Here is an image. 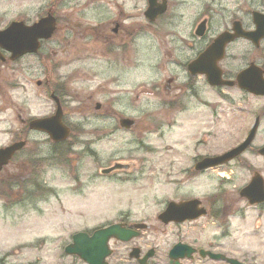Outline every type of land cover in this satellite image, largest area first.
Masks as SVG:
<instances>
[{
  "label": "flooded vegetation",
  "instance_id": "1",
  "mask_svg": "<svg viewBox=\"0 0 264 264\" xmlns=\"http://www.w3.org/2000/svg\"><path fill=\"white\" fill-rule=\"evenodd\" d=\"M37 10L33 18L0 28L13 23L31 28L47 16L54 22L51 38L38 41L34 53L13 61L0 48V85L3 81L4 87L25 95L30 82L23 73L31 67L17 64L32 61L34 92L48 105L36 113L24 105L6 116L15 104L0 86V151L19 145L0 170V208L5 215L35 217L30 227L35 233L46 232V218H52L48 233L53 235L22 240L15 244L19 250L9 251L0 264H26L25 256L17 259L30 248L36 256L28 264H86L67 251L73 237L85 235L86 251L93 233L111 226L135 235L124 242L110 238L106 248L97 245L92 255L101 264H260L225 242L236 231L234 223L242 227L250 214L264 219V141L256 144L264 135V38H236L224 46L219 60L211 47L235 29L255 32L252 15H264V0L252 8L241 1L232 9L225 0H50L46 10ZM259 29L264 31V21ZM236 44L245 46L244 62L246 55L252 57L234 70L230 61ZM139 53L152 64H141ZM16 66L23 73L13 82L3 73ZM95 68L102 95L96 112H70L73 101L82 107L91 98L83 95V87ZM10 72L15 77L17 70ZM2 99L7 104L3 110ZM251 101L259 106L252 108ZM75 113L81 115L79 123L71 118ZM98 142L110 149L93 163L90 179L112 185L145 180L149 190L160 186L163 206L157 224L130 220L128 211L117 210L113 221L73 229L71 203L80 180L75 149L90 156ZM170 205L178 209L168 215L180 221L160 223L158 216ZM13 227L8 228L13 235L25 231ZM160 227L177 229L164 256L146 240ZM47 243L56 250H42ZM178 244L185 248L170 259Z\"/></svg>",
  "mask_w": 264,
  "mask_h": 264
},
{
  "label": "rangeland",
  "instance_id": "2",
  "mask_svg": "<svg viewBox=\"0 0 264 264\" xmlns=\"http://www.w3.org/2000/svg\"><path fill=\"white\" fill-rule=\"evenodd\" d=\"M49 1L50 0H0V28L5 27L12 21H18L25 16L33 18L37 13H40L37 10L39 7L43 11L46 10ZM241 1L249 3L250 7L252 8L257 7L261 0H225V2H227L229 5V9L236 7ZM47 47L54 48V44H49ZM140 48L141 47L139 46V49ZM244 49L245 46L240 44L234 45L231 49L232 58L230 65L233 66L234 70L241 68L242 64L244 65L246 63V59L252 57L251 55H246L244 62L241 57V53L244 51ZM139 54L138 60H140L141 64H152V62L148 63L145 61V57L142 55V53ZM90 59L98 62L99 58L90 57ZM17 65L30 66L31 72L23 73L17 69L18 67L16 66L14 69H12L17 70V72L14 74L15 77H13L12 73L10 72L12 70L3 73L4 77H8V80H13V82H15L16 79L19 81L18 78H20L22 76L21 74L23 73L26 75L30 83L28 86H25L26 94L24 95L20 89L12 90L11 88L4 87L5 82L2 81L3 85L0 86L5 90V92H9V96L15 104L12 109L10 108L9 110L5 111L4 114L8 116L11 112H16L18 108H23L25 106V108L30 109V113L45 112L46 108L48 107L46 101L40 97H37L34 92V81L37 79V73H34V62L27 60L20 62ZM90 65H92V62H90ZM94 65L96 66V64ZM28 75H32L33 77L29 78ZM92 75L95 78H92ZM90 80L91 81L86 83L83 87V95L86 96L89 94L91 98L88 102L85 100V105L82 107H79V105L73 101V103L70 104V108L72 109L70 112H76L75 109L78 108H80V111L84 110V112H96L94 110V105L100 102L102 96L98 93L100 74L98 73L97 68L93 69V72H91ZM111 88L114 89L113 86H111ZM233 96H236V94H233ZM25 98H28V100L24 104L23 101ZM1 104V110L7 108V104L5 101H3V99L1 100ZM250 106L252 108H256L259 106V104L257 102L251 101ZM71 118L75 123H79L81 121V115H77L76 113L72 115ZM172 137L173 136L170 138ZM263 141L264 135L258 138L256 144H261ZM175 144H177L176 141ZM109 149L110 147L107 143L100 145L99 142L96 143V145L91 149L92 152L90 156H84L82 151L75 149V154H80V159H75L78 162L77 173L79 174L78 176L80 180L79 184H74V191L76 190L77 192L73 193L74 195L72 197V203L71 200H67L66 202V206H69L71 203V207L74 209L73 215L69 218L71 221H74L73 229L77 228L78 225L94 226L101 225L103 222H110V220L113 221L118 218V216L114 215L117 210H122L124 212L128 211L130 213V220H145L154 226L157 224L156 214H158V212L161 210V207L163 206L162 195H160L162 194L163 190H160V186L157 188L155 187L154 190H149L147 189L145 180L134 181L137 183V185H130L129 183L128 185L124 183L112 185L90 179L92 172L95 171L93 168V163L96 166V164L99 163L101 157H103V154L107 153L108 156L107 151ZM94 158L98 161L93 162ZM161 187L163 188V185ZM15 214H18V212H15ZM35 219V217L29 216L14 217L8 214L5 215L0 208V258L4 257L9 251L19 250L16 248L18 245L15 244H18L22 240L29 241L32 238L41 235H53V233H48L53 223L52 218H46V227L48 228L46 232H31L32 230L30 231V227L33 226ZM61 219L63 218H56L57 221ZM11 225H15V227H13L14 231H17V227L22 226H24L25 231L21 233H14L13 235L12 232L10 233L8 231V228H10ZM60 228L62 227L58 226L57 234H61ZM21 229L23 230V228ZM157 229L158 231L154 232L152 237H147L146 240L157 246L164 256V252L167 250V248L176 241V238L173 237L172 234L173 232L177 231V229H163L161 227ZM233 229H236V231L234 230L230 239L225 242L227 243V248L232 251H243L249 258L255 259V261L260 264L264 263V219L257 221V219L252 214H250L247 217L246 223L242 227H240L237 223H234ZM22 233L23 235H21ZM29 250H31V248L28 250H21L22 256H20L17 260H20L25 256V260L22 259V261H24L26 264L32 262L30 258H34L36 254L29 253ZM42 250H47L49 253L50 251L56 250V247L51 243H47L44 247H42ZM52 262L53 260L42 261L43 264H52ZM61 263H63V261Z\"/></svg>",
  "mask_w": 264,
  "mask_h": 264
},
{
  "label": "water",
  "instance_id": "3",
  "mask_svg": "<svg viewBox=\"0 0 264 264\" xmlns=\"http://www.w3.org/2000/svg\"><path fill=\"white\" fill-rule=\"evenodd\" d=\"M264 16L260 15H254V23L257 26L256 33L246 35L243 33L235 32V35L229 36V35H223L219 37V39L216 41L214 45V49L217 50L218 57H220L222 53V47L223 45L230 41L231 39L240 36L244 37L246 39L251 40L252 42L256 41V36L260 33V37H263V32L261 34V30L258 31V26L261 22H263ZM54 31V22L53 19H51L49 16L42 19L38 24L34 25L31 28H24L22 24L20 23H14L10 25L8 29H6L3 32H0V48L5 49L11 53V59H16L19 58L25 54L29 53H34L36 52L38 48L37 41L40 40H48L52 33ZM245 74L242 73L238 77L239 83L242 82V77ZM215 85V82L212 83ZM55 137V135H54ZM249 143V139L242 145L244 147ZM16 147H19V145L7 149L5 151H0V169L2 166H4L7 161L10 159L12 156L13 152L17 149ZM238 151L231 152L229 155H234ZM261 154H264V148L261 151ZM228 158V157H225ZM178 209V206L176 205H170L166 213L161 214L158 219L162 223H167L170 221H180L178 220L177 216L173 215L170 216L168 215V212H174L175 210ZM167 218L169 220H167ZM133 235L129 232L121 231L117 227H110L105 230H101L96 232L93 237L89 241V249L92 251L94 250L95 243H101L107 241L110 237H114L117 240L121 241H126ZM84 238V235H76L74 239V246H73V252L72 254H75L79 256L83 261L89 263V264H94V261L97 260H86V257L84 256V252L82 249V240ZM179 248H182L181 246H176L172 249V251L169 254V257L171 258H176V252L179 250Z\"/></svg>",
  "mask_w": 264,
  "mask_h": 264
}]
</instances>
